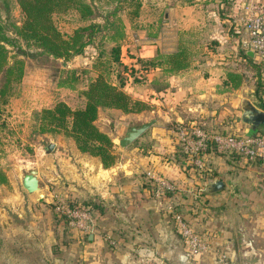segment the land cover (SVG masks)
Instances as JSON below:
<instances>
[{
	"label": "crops",
	"instance_id": "crops-1",
	"mask_svg": "<svg viewBox=\"0 0 264 264\" xmlns=\"http://www.w3.org/2000/svg\"><path fill=\"white\" fill-rule=\"evenodd\" d=\"M252 1L162 0L161 8L151 9L142 28L143 43L132 47L125 38L123 52L143 59L175 52L181 42L190 45L195 54L190 66L180 72L150 69L141 83L127 81L125 92L145 101L148 109L125 113L99 108L95 124L114 144L113 165L105 168L98 157L82 153L72 139L58 135L52 142V153L38 154L36 159L45 198L34 202L21 178L29 206L17 185L15 167L5 170L8 184L0 185V193L6 195L1 201L13 207L21 219L38 225L41 234L47 229L45 244L44 238L41 240L43 247L51 248L56 243L53 234L57 227L47 208L54 187L65 196L102 207L94 214L86 240L83 232L75 230L69 241L85 248L81 257L89 264H124L125 260L128 264H222L220 256H225L227 264H264V163L210 152L206 155L210 174L206 180L201 179L179 154L174 132L176 124L184 123L212 132L264 133V127L241 121L244 100L264 112L256 92L261 58L251 51L245 56L241 45L246 38L244 10ZM89 46L84 51L85 61L92 69L98 53H93L94 49L88 53ZM61 85L58 83L56 89L64 88ZM59 101L67 103L57 100L42 108ZM105 114L109 117L104 118ZM151 119H155L153 126L134 143L127 148L119 146L122 136L116 140L114 131L124 133L130 126ZM149 170L173 182L179 193L156 198L146 176ZM218 179L224 182V188L206 193L207 184ZM170 202L209 243L207 254L186 256L185 242L168 213ZM3 216L0 210L2 221L9 224ZM186 258L190 260L186 262Z\"/></svg>",
	"mask_w": 264,
	"mask_h": 264
},
{
	"label": "trees",
	"instance_id": "trees-1",
	"mask_svg": "<svg viewBox=\"0 0 264 264\" xmlns=\"http://www.w3.org/2000/svg\"><path fill=\"white\" fill-rule=\"evenodd\" d=\"M14 1L22 13L20 24L7 23L6 18L8 19L10 16L3 18L0 14V75L3 77L0 86V102L4 105L8 104L14 84L22 81L25 68L22 59L15 58L13 62H10L9 46H17L19 40H21L28 47L38 49L40 53L50 55L55 59L68 61L75 56L82 55L87 46L94 42L100 31L114 25L106 21L107 24L102 27L101 24L95 22L96 8L102 9L104 4L110 6L115 2L124 4L127 8L124 12L132 22L139 18L143 5L142 0ZM184 1L193 2V0ZM0 4L3 5H0V10L8 11L9 0H0ZM116 9L113 15L118 11L119 5ZM71 14L76 15L80 21L88 23L75 27L70 32H63L57 25V19ZM105 37L110 43V48L107 52L101 49L92 63L95 76L81 91L85 98V105L73 109L67 103L59 101L51 107L40 109L36 113V119L39 133L53 136L61 135L72 139L79 151L98 157L103 166L107 168L115 163L116 156L113 153L114 144L111 138L95 124L99 108L119 109L125 113H139L148 109L149 106L145 101L135 99L125 92L124 87L127 81L132 79L134 83H141L144 73L149 72L150 69H162L165 73L171 74L180 72L190 66L195 53L190 45L181 42L175 52L158 53L152 59H143L123 52L126 38L123 29H117L114 33ZM244 52V55L248 57L247 51L244 50ZM128 58L133 59L132 62L127 63ZM260 67L261 71L258 72L256 78V92L260 106L264 109V60L262 59ZM6 126V121L2 120L0 129H4ZM179 150V154L185 159L186 154L180 145ZM210 152L223 155L213 145H210L207 149V154ZM1 154L2 150L0 148V157ZM230 156L240 157L235 153L230 154ZM188 164L196 172L194 166L189 162ZM197 176L200 178L198 174ZM7 184L8 179L5 169L0 165V185ZM150 185L152 186V192H154L153 185L151 183ZM176 192L179 193L178 187H176ZM202 192H204V188ZM175 194L169 192L167 197ZM65 204L68 208L88 210L92 218L96 212L102 211V207L95 202H81L69 196H66ZM47 208L54 224L61 221L64 224V230L72 228L68 216L57 211L54 202L48 203ZM168 213L174 220V215L180 212L174 205L173 210H168ZM82 234L83 240H86L88 234ZM68 243L70 244L69 241ZM54 251L56 252V249Z\"/></svg>",
	"mask_w": 264,
	"mask_h": 264
},
{
	"label": "rangeland",
	"instance_id": "rangeland-1",
	"mask_svg": "<svg viewBox=\"0 0 264 264\" xmlns=\"http://www.w3.org/2000/svg\"><path fill=\"white\" fill-rule=\"evenodd\" d=\"M161 1L142 0L141 14L139 18L132 22L124 12L127 9L124 4L115 2L110 6L104 4L102 9L96 8L95 22L101 24L102 27L107 24L106 21L114 25L100 31L87 52L91 53L93 51L97 54L101 49L107 52L110 43L105 36L114 33L117 29H123L127 35L126 40L133 44L132 47L142 44L141 36L144 32L142 28L147 24L151 9L161 8ZM116 7L118 11L113 15ZM164 11L165 9H163ZM0 14L3 18L10 16L8 19L6 18L7 23L20 24L22 20L21 10L14 0H9L8 11L2 9ZM87 23L80 21L74 14L57 19V25L63 32H70L73 28ZM9 50L10 62H13L15 58L22 59L27 73L25 79H22L18 84H14L8 104L4 105L0 102V122L5 120L7 123L4 129H0V148L2 150L0 165L7 171L13 170L15 167L17 185L20 193L24 196L26 206H29L28 194L21 186V178L30 169L38 168L36 163L38 154L47 155L52 153L53 147L49 150L48 145L56 141L58 137L38 132L36 113L45 105H51L57 100L66 101L73 109L83 107L85 98L81 91L95 75L92 69H88L89 63L85 61L87 57L85 53L64 61L40 53L38 49L28 47L21 40H19L17 46H9ZM2 81L3 77L0 75V86ZM58 83L62 84L63 86H61L64 88L56 89ZM106 117L109 116L105 114L104 118ZM114 133L116 140L117 137L123 135L121 130L119 132L114 131ZM236 155L242 157L240 154ZM200 190H203L202 186ZM51 192L49 204L55 203L56 196L62 195L59 189L54 187ZM5 196V193H0V210L4 214L3 218L6 221L8 220L9 224L2 221L0 217V264H89V261H84L81 257V254L85 252V248L68 243L75 236L76 228L72 227L64 230L63 222H57L55 224L57 230L53 234L56 243L51 248H45L42 246V242L44 243L46 239L47 229L41 234L38 231V225L33 226L29 219L18 217L13 207L4 206L1 200ZM49 215L51 217L50 213ZM44 226L46 228L45 222ZM43 238L44 240H42ZM94 249L93 251L96 250ZM187 257L191 258L192 256ZM189 258H186L185 261H189ZM140 261L144 262L142 259ZM124 264H128L127 260Z\"/></svg>",
	"mask_w": 264,
	"mask_h": 264
},
{
	"label": "built area",
	"instance_id": "built-area-1",
	"mask_svg": "<svg viewBox=\"0 0 264 264\" xmlns=\"http://www.w3.org/2000/svg\"><path fill=\"white\" fill-rule=\"evenodd\" d=\"M242 28L246 38L242 40V48L251 51L264 60V0H253L244 10ZM178 144L182 147L186 158L191 163L201 179H207L209 169L206 162L207 149L213 145L218 152L240 154L243 158L264 163V133L255 135H237L223 132L208 131L201 126L178 123L174 127ZM146 176L153 185L154 196L159 199L167 198L169 192L176 193L175 185L168 179L147 171ZM66 196H56V210L68 216L71 227L86 233L90 230L91 213L86 209L68 208ZM174 204L170 202L168 210L172 211ZM179 234L186 245L187 256H200L210 251V245L202 239L187 222L181 213L174 215ZM112 244L114 242L110 241ZM220 262L227 264L225 256H220Z\"/></svg>",
	"mask_w": 264,
	"mask_h": 264
},
{
	"label": "water",
	"instance_id": "water-1",
	"mask_svg": "<svg viewBox=\"0 0 264 264\" xmlns=\"http://www.w3.org/2000/svg\"><path fill=\"white\" fill-rule=\"evenodd\" d=\"M253 53V52H251ZM241 121L244 124L256 127H264V112L251 104L250 101L244 100L242 102V114ZM155 123V119L148 120L140 125L130 126L125 130L122 137L119 138L118 144L121 148H127L134 143L139 137H141L151 126ZM53 144L48 145V149H52ZM23 188L32 195L34 202H39L45 198V192L41 190L40 182L38 178V172L36 169H30L22 177ZM224 188V182L220 179L215 180L207 184L205 188L206 193H215ZM92 239V235H89V240Z\"/></svg>",
	"mask_w": 264,
	"mask_h": 264
}]
</instances>
